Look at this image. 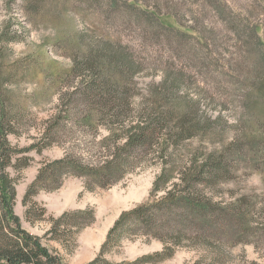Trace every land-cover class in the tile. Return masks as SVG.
I'll list each match as a JSON object with an SVG mask.
<instances>
[{
	"label": "rangeland",
	"instance_id": "rangeland-1",
	"mask_svg": "<svg viewBox=\"0 0 264 264\" xmlns=\"http://www.w3.org/2000/svg\"><path fill=\"white\" fill-rule=\"evenodd\" d=\"M220 2L222 9L213 10L206 0H0V142L7 135L14 153L7 170L16 188L14 212L61 264L94 261L123 213L164 196L153 193L158 176L168 173L173 186L210 155L227 174L205 194L235 206L233 223L176 214L175 228L187 236L171 258L149 260L164 244L146 236L124 239L102 257L115 264H264V0ZM92 50L127 56L134 70L84 69ZM95 80L124 85L116 95L137 111L119 121L147 107L173 110L198 128L195 136L172 147L169 164L149 151L109 188L91 190L85 178L56 171L24 205L45 166L64 158L96 165L109 154V114L95 118L98 128L83 125L98 100L87 89ZM84 210L94 212L92 225L61 229V239L54 238L52 218Z\"/></svg>",
	"mask_w": 264,
	"mask_h": 264
},
{
	"label": "trees",
	"instance_id": "trees-1",
	"mask_svg": "<svg viewBox=\"0 0 264 264\" xmlns=\"http://www.w3.org/2000/svg\"><path fill=\"white\" fill-rule=\"evenodd\" d=\"M111 1L107 0V3ZM206 3L213 10L222 9L220 0H206ZM131 6L140 8L133 4ZM142 7L145 6L142 5ZM142 7V10L147 11ZM153 12L158 16L157 11ZM149 14L152 15L150 12ZM155 24L163 23L156 21ZM128 59L127 56H106L102 51L92 50L90 56L82 62L83 67L80 66L102 74L108 70L109 65H114L115 71L121 68L128 73L134 70L133 63L129 62L131 59ZM77 66L79 65L75 68ZM118 75L120 78L121 72H118ZM119 86L124 87L117 80L114 83L107 80H95L88 83L87 87L88 92L98 97V100L90 104V113L84 117L83 125L98 128L100 123L95 118L102 117L105 113L109 114L113 119L110 123L111 127L108 128V137L112 142V145L107 146L109 154L104 155L105 159L96 165L82 164L75 159L64 158L45 166L26 193L24 205H27L29 199L38 191L47 188L43 184L53 178L56 171L62 172V176L73 175L85 178L86 186L91 190L94 187L109 188L138 168L144 159L143 156L148 155L149 151H152V156H160L166 162L165 164H169L167 160L171 157L172 147L175 148L182 141L195 136L198 128L191 124L187 115L173 110L147 107L140 111V115L135 119L131 116L132 118L119 121L124 114L129 117L134 110L130 102L117 97ZM13 154L7 135H3L0 142V264H61L58 257L42 244L41 238L31 235L22 228L20 219L14 212L16 188L7 171L11 167ZM219 159L210 155L200 164L193 162L191 167H187L179 177L180 182L173 183V186H169L172 179L168 173L158 176L154 182L153 193L157 196L160 192H164V196L123 213L109 231L102 247V254L89 264H115L102 256L110 248L120 245L124 239L141 236L158 239L164 244L163 251L154 254L149 260L155 262L171 258L175 248L180 244L179 238L184 235L182 230L175 228L178 225V221L174 219L176 214H185L187 219H197L203 224L207 222V217L211 221L213 219L218 221L217 224L221 225L226 222L233 223L235 214L232 208L235 206L213 203L205 194L209 187L219 183L227 174L226 166ZM154 195L151 194V197ZM30 212L28 209V215ZM43 213L45 214V210ZM166 219L167 221L172 219L176 224L169 227L167 225L170 224L162 223ZM51 220L53 222L51 234L55 239L60 240L59 230L79 232L95 222V214L91 210H84L66 213L57 220L53 218ZM163 225L172 228V231L176 233L165 231L166 228ZM169 236L174 238H170V242L166 239ZM142 262L143 260H138L123 264H141Z\"/></svg>",
	"mask_w": 264,
	"mask_h": 264
}]
</instances>
